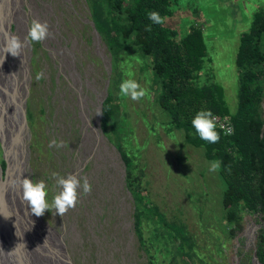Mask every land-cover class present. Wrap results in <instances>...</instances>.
Here are the masks:
<instances>
[{"label":"rangeland","instance_id":"obj_1","mask_svg":"<svg viewBox=\"0 0 264 264\" xmlns=\"http://www.w3.org/2000/svg\"><path fill=\"white\" fill-rule=\"evenodd\" d=\"M116 2L0 0V49L4 33L23 41L33 19L47 22L52 34L18 57L0 50V167H7L1 137L13 119L17 128L8 141L19 164L7 183L0 172V210L16 207L21 263L251 264L263 215H244L231 235L223 219L221 167L209 171L221 153L163 107L152 57L139 48L135 32L126 38L117 31ZM262 6L264 0H172V14L164 16L177 39L200 28L205 51L197 84L217 89L228 118L240 96V38ZM254 40L262 50L264 36ZM128 78L145 90L141 100L118 95ZM106 98L113 109L103 127L96 113ZM52 140L64 146L49 147ZM53 173H74L81 183L87 177L92 191L79 190V202L63 217L50 209L38 223L12 181L21 175L43 180L51 204L60 191ZM4 229L0 250L6 244L9 251Z\"/></svg>","mask_w":264,"mask_h":264},{"label":"trees","instance_id":"obj_2","mask_svg":"<svg viewBox=\"0 0 264 264\" xmlns=\"http://www.w3.org/2000/svg\"><path fill=\"white\" fill-rule=\"evenodd\" d=\"M116 1V0H113ZM116 2L113 16L123 37L136 33L138 46L153 59V69L161 78V104L180 126L193 129L191 121L200 110L225 115L215 88L197 84L204 56V36L200 28H193L177 39V33L163 24H154L147 13L156 11L161 17L170 16L172 0H127ZM126 4V5H124ZM151 25V31L145 27ZM264 36V6L255 11L252 29L241 36L236 68L240 77V96L237 109L230 114L231 134L216 130L220 139L207 143L209 150L221 153L223 189V219L231 235L239 230L244 215L262 214L264 217V121L259 119V108L264 95V47L255 44ZM108 98L101 104L102 124L106 126L112 115ZM226 116V115H225ZM6 178L7 167H0ZM255 253L264 264V229L258 232Z\"/></svg>","mask_w":264,"mask_h":264},{"label":"clouds","instance_id":"obj_3","mask_svg":"<svg viewBox=\"0 0 264 264\" xmlns=\"http://www.w3.org/2000/svg\"><path fill=\"white\" fill-rule=\"evenodd\" d=\"M147 17L154 24H163L165 22V19L156 11L148 12ZM145 30L151 31V25H147ZM51 35L47 22L42 23L39 20L33 19L30 22L28 33L23 41L18 36L4 33L3 46L0 50L4 54L10 53L13 57H18L21 56L23 48L34 42L41 43ZM43 78V72L38 73L36 76L38 81ZM118 95L121 99L126 100L130 98L133 101H139L145 96V90L134 79L128 78L122 80L120 83ZM102 114L103 112L99 110L96 113V115ZM191 124L201 140L213 144L219 142L220 135L216 131V117L212 111H198ZM53 146L60 148L64 144L62 141L58 143L56 140H52L49 143V147ZM220 167L221 162L213 160L210 162L209 171L218 172L220 171ZM52 176L56 179V184L60 188V191L53 197L51 204L47 200L48 192L43 180L33 181V179L22 178L21 175L12 181L13 186H19L21 200L27 203L31 213L37 217L44 215L45 211H49L50 209H54L55 214L63 217L70 209H74L79 202V190L82 189L84 195H88L92 191V185L89 183L87 177H83V182L81 183V179L74 173L68 174L67 177H59L57 173H53Z\"/></svg>","mask_w":264,"mask_h":264},{"label":"bare ground","instance_id":"obj_4","mask_svg":"<svg viewBox=\"0 0 264 264\" xmlns=\"http://www.w3.org/2000/svg\"><path fill=\"white\" fill-rule=\"evenodd\" d=\"M20 102H21V99H20ZM20 107H21V104H20L19 108ZM19 112H20V119H21V108L19 109ZM17 122H18L17 120H15V122H14V119H13L12 124H11V126H12L11 131L9 129L7 137L5 134H2L3 136L1 135L2 136L1 137V143H2L3 149H4L5 160L7 162L6 180L3 181L0 178L2 183H7L9 180L11 172L14 173L15 171H17L19 169L17 157H16V155H15L16 158L14 157V155L13 156L11 155L10 143L8 141V140L14 138L15 130L17 128V126H16ZM21 122H22V120H21ZM14 125H15V128H14ZM6 187H8V186L6 185L5 188ZM0 192H1V189H0ZM2 197H4V196H2V194H1V198ZM11 204H12L11 205L12 207H10L7 210V212H4V211L2 212L0 210V223H3V224H0V227L2 228V225L5 226L4 231H5V234L7 236V241H8L7 244H8V248H9V251H7L6 246H5L6 244L5 245L3 243L1 244V245H4V250L3 251L0 250L2 252L0 254V264H22L23 263V262L21 263V255L19 254V244H18V238H19V235L21 233H19V229H17V228H20V227H18L12 219V212L15 215V213L17 211H16L15 205L13 203H11ZM16 216H17V214H16ZM32 216L36 219V221H38V223H40V219L38 217H36L34 214H32ZM39 225H41V224H39ZM5 252L7 254H5ZM53 261H54V264H57V262L55 260H53Z\"/></svg>","mask_w":264,"mask_h":264},{"label":"built area","instance_id":"obj_5","mask_svg":"<svg viewBox=\"0 0 264 264\" xmlns=\"http://www.w3.org/2000/svg\"><path fill=\"white\" fill-rule=\"evenodd\" d=\"M214 116L216 117V130H220L223 134H231L233 127L231 125L230 119L225 115L214 114Z\"/></svg>","mask_w":264,"mask_h":264},{"label":"water","instance_id":"obj_6","mask_svg":"<svg viewBox=\"0 0 264 264\" xmlns=\"http://www.w3.org/2000/svg\"><path fill=\"white\" fill-rule=\"evenodd\" d=\"M102 104V102H101ZM1 196V195H0ZM251 264H261L256 256L255 251L253 252L252 258H251Z\"/></svg>","mask_w":264,"mask_h":264}]
</instances>
